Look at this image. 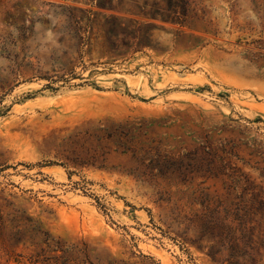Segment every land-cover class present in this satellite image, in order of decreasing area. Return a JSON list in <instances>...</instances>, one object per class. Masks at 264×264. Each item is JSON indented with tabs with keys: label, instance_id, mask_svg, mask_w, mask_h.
<instances>
[{
	"label": "rangeland",
	"instance_id": "1",
	"mask_svg": "<svg viewBox=\"0 0 264 264\" xmlns=\"http://www.w3.org/2000/svg\"><path fill=\"white\" fill-rule=\"evenodd\" d=\"M0 264H264V0H0Z\"/></svg>",
	"mask_w": 264,
	"mask_h": 264
}]
</instances>
